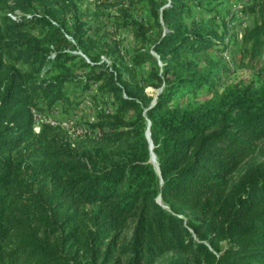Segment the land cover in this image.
Returning a JSON list of instances; mask_svg holds the SVG:
<instances>
[{
  "label": "trees",
  "instance_id": "trees-1",
  "mask_svg": "<svg viewBox=\"0 0 264 264\" xmlns=\"http://www.w3.org/2000/svg\"><path fill=\"white\" fill-rule=\"evenodd\" d=\"M224 1L0 0V264H264V0Z\"/></svg>",
  "mask_w": 264,
  "mask_h": 264
},
{
  "label": "rangeland",
  "instance_id": "rangeland-1",
  "mask_svg": "<svg viewBox=\"0 0 264 264\" xmlns=\"http://www.w3.org/2000/svg\"><path fill=\"white\" fill-rule=\"evenodd\" d=\"M244 0H225L224 3H221L219 6L221 8V12L226 13L225 17L226 19L230 18L234 12V10L241 6L242 3H243ZM228 10V11H227ZM195 13H197L196 15H201L203 13V15H205L206 11L205 10H201L199 11L198 9H196ZM243 15L240 11H236L235 12V15H234V19L232 21L229 22L230 25L232 24H235V29L238 30V34L239 36L241 35V30H243L246 26H248L249 24L252 23V19L250 17H246L242 20V22L240 24H238V21L240 19H242ZM103 21V19H102ZM120 38L122 39V41L124 42V44H126L127 42V39H126V36L121 34L120 35ZM227 51H224L223 53L225 54V60L227 61V64L228 66H231V69L232 68H235L237 69V66H235V56L238 57V54H239V51L238 49L235 47L234 48V57L232 58L231 55L227 52ZM146 91L155 96V94H157V91L158 89L157 88H154V87H151V86H147L146 87ZM86 115L84 114H76L74 116H70V117H63L61 118V123L64 125V126H67L69 127V130H71V135H74V134H79V133H82V131H84L83 129L85 128V121L87 119H92L93 118V112L92 110H88L85 112ZM57 117H61L59 116L58 114L56 115ZM43 118L45 120H52V121H55L56 120L54 119V116L53 115H49V116H43ZM60 121V120H58ZM153 144V142H152ZM153 158H151V161L153 163V165L155 166V164L157 163L156 162V159H155V155L153 156Z\"/></svg>",
  "mask_w": 264,
  "mask_h": 264
},
{
  "label": "water",
  "instance_id": "water-1",
  "mask_svg": "<svg viewBox=\"0 0 264 264\" xmlns=\"http://www.w3.org/2000/svg\"><path fill=\"white\" fill-rule=\"evenodd\" d=\"M155 98H156V94H155V96H154V98H153V101H155ZM149 125H150V121L148 120V121H147V128H146V137H147L148 142H149V152H150V157L153 158L152 155L154 156V152H153V150H152L153 144H152V139H151V137H150ZM151 158H150V160H151ZM155 168H156L157 172H158L159 175H160V171H159V167H158V164H157V163L155 164ZM160 179H161V178H160ZM157 201H158L159 203H161V195H160V194L157 196Z\"/></svg>",
  "mask_w": 264,
  "mask_h": 264
},
{
  "label": "built area",
  "instance_id": "built-area-1",
  "mask_svg": "<svg viewBox=\"0 0 264 264\" xmlns=\"http://www.w3.org/2000/svg\"><path fill=\"white\" fill-rule=\"evenodd\" d=\"M13 18H15V15L14 14H10ZM44 118L41 116V115H39V114H37L36 115V117H35V124H34V130L35 131H38L39 130V123H40V121H42ZM48 121H50V120H48ZM51 122L52 123H55V121H52L51 120Z\"/></svg>",
  "mask_w": 264,
  "mask_h": 264
}]
</instances>
